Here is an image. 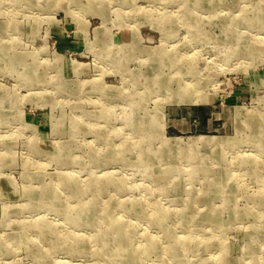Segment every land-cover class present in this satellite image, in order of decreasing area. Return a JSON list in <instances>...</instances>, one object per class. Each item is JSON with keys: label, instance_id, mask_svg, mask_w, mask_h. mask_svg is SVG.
I'll return each instance as SVG.
<instances>
[{"label": "rangeland", "instance_id": "obj_1", "mask_svg": "<svg viewBox=\"0 0 264 264\" xmlns=\"http://www.w3.org/2000/svg\"><path fill=\"white\" fill-rule=\"evenodd\" d=\"M0 26V264H65L58 223L85 197L81 224L104 228L102 210L138 224L94 264H264V0H0ZM150 120L193 145L142 139ZM88 173L110 177L77 194ZM60 175L71 189L54 194ZM92 245L77 242V264Z\"/></svg>", "mask_w": 264, "mask_h": 264}, {"label": "bare ground", "instance_id": "obj_2", "mask_svg": "<svg viewBox=\"0 0 264 264\" xmlns=\"http://www.w3.org/2000/svg\"><path fill=\"white\" fill-rule=\"evenodd\" d=\"M0 27H2V26H0ZM3 27H5V26H3ZM251 38H257V36L253 35V36H251ZM261 41H264V40L260 39V40H256L255 42L259 43ZM250 49L251 50H257V48H255V43L254 42H252V46H251ZM181 81H182L181 83L180 82H177V83H178V85L182 84L183 91L178 96L177 100L184 101V100L191 99L192 97L189 96L190 95V90L193 88V86H195L196 83L192 82L190 80L189 81L188 80L185 81V79H183ZM168 84H170V81L168 82ZM142 123L145 124V125L148 124L147 128L138 130L140 134H143L142 139H145V140L148 139L150 141L153 140V139H158L159 142L162 145L161 147L167 149L170 152L173 151V150H176V152L179 153L181 148H182V146L184 145V142H185V145L187 147L193 145L190 140L182 141V140L179 139L177 142H173L172 139H165V138L161 137V133H160V131L158 129L157 130H155V129L152 130V128L150 127L151 123H152L151 120L149 122H142L141 121L138 124H142ZM148 135H150V136L149 137H145V136H148ZM203 143H204V144H202L203 147H217V146L224 147L226 145V142L224 140L220 139L218 141H216V140L213 141L211 137L210 138H203ZM121 144H122V140H120V144L118 146L119 148H120ZM171 144H175L176 146H171ZM93 149H95V148H93ZM117 150H119V149H117ZM154 156H156V155L154 154ZM96 157H99V156H96ZM94 164H96V163H94ZM95 174L94 173H92V174L88 173L87 174V179L86 180L90 183V185H86L84 187H82V186L78 187L77 194L81 193L82 191L89 192L91 190L99 189L102 180L104 178H109L110 177V175L109 174L107 175L106 173H104V174H96V175ZM58 178L59 179L56 181L57 183H55L53 185V186H55V189L53 191L54 194L57 191L61 192V189L62 190H65V189H68V188L71 189V186H69V184H64V183L62 184V182L64 181V177H62V175H60ZM125 179L128 180V178H125ZM94 182H95V185H93ZM120 183L121 184H117L116 185V186H118L119 189L130 185V184H126V183H128L126 180L122 181ZM140 191L142 192V194L147 192V191H145V189H142ZM52 194H51V196H52ZM83 197H85V196H83ZM120 201L121 200H119L117 203L119 204ZM143 202H144L143 205H145L146 201H143ZM74 203L75 204H68V205L78 206V209L75 212L76 214L72 215V216L71 215H67V216L62 217V222H64V226H59V223H58V228L60 227V229L58 230V233H57L58 236H57L56 243L59 244L62 247L64 253L66 254V255L64 254L65 255L64 257L67 260L65 264H77V262H76L77 261V257L79 256V253H80L79 251L76 250V247H75L77 245V242L80 243V244H85L86 245V241H89L90 244H93L92 245L93 247L94 246L95 247L98 246L99 249L97 248V252L93 253L92 256L90 255L91 259H92L91 260L92 264H94V262H96V261L98 262L99 260L102 261L103 259H101V258H103V256L109 258V256L112 255L111 253L108 254L109 252H113V251L114 252H119L121 248H122V250H125L126 247L130 246V245L127 246L126 244L129 243V238L130 237H132V238L134 237V235H133L134 234V228L138 225V224H136L137 221L131 222L130 220H128L126 223H125V221H123L124 222L123 223V222H121V220H117V217L108 216L107 214L109 213V211L105 212L104 210H102V211H99V212L103 216L94 218V221H96V223H97V222H101V221L104 220V223H105V227L104 228H102V229L96 228V225L93 224V216L89 218L88 223L83 225V224L80 223V220H79L80 216L82 214H92L94 207L97 205V201H94V200L90 201L89 197H87V198L85 197V198H81V199L79 198V200H77V202H74ZM17 204L18 203H16V205ZM118 204H117V206H120V204L119 205ZM13 207H12V209H13ZM142 211H143V209H141V205H139L137 207V209L134 211V213L136 215V214L142 213ZM163 211H164V213L166 212V210H164V209H163ZM125 212L126 211H123V213H125ZM149 212L152 213V214L154 212H155V214H159V213L161 214L162 210H159V209L153 207L152 209L150 208ZM4 215H5V212L3 213V216ZM104 215H105V217H104ZM10 219H11V217H9L7 219L8 223L9 222L11 223ZM99 220H101V221H99ZM137 220H140V218L137 219ZM140 222H142V221H140ZM33 225L35 226V228L38 231L45 229V230L53 232V230H54V226L52 224L50 226H47V224L45 223L44 220H41L40 222H37V225L36 224H33ZM157 227L160 228L162 230V232L165 231V229L163 230V228H161L159 225ZM37 230H35V231H37ZM18 231H19V234H22L23 232L26 231V228L20 225L18 227ZM85 231H88V239H86V240L85 239H80L79 235L84 234ZM145 231H147V230H145ZM145 231H143V232H145ZM19 234L17 236L20 237L21 235H19ZM142 234H141V236H143ZM147 238L142 239V240L139 239L138 240L139 243L135 244V246L133 247L134 251H136L137 249H142V247H143V249L141 251V254L144 257L147 256L150 253L149 251H152V250H154L156 248L157 241H158L157 238L153 237L151 234H149ZM1 241H2V238L0 239V242ZM3 243H5V241ZM167 245L168 246H172L173 242L170 243V244L168 243ZM140 246H142V247H140ZM160 250H161L162 254H166V252H167L166 251V246L165 247H161ZM35 253H36L35 254V258L37 260H41L42 257L39 255L40 251L38 250V253L37 252H35ZM167 253H170V252H167ZM174 256H175L174 253H171L168 256V259L169 260L174 259ZM138 261L139 260H137V262ZM2 264H4V263H2ZM104 264H106V263H104ZM138 264H140V261H139Z\"/></svg>", "mask_w": 264, "mask_h": 264}]
</instances>
